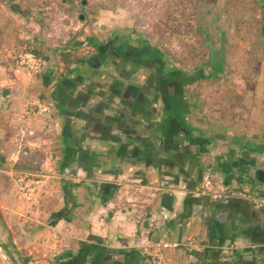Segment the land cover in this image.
Wrapping results in <instances>:
<instances>
[{"label":"crops","instance_id":"obj_1","mask_svg":"<svg viewBox=\"0 0 264 264\" xmlns=\"http://www.w3.org/2000/svg\"><path fill=\"white\" fill-rule=\"evenodd\" d=\"M126 51L119 41L80 37L46 57L41 76L15 74L0 87V208L24 216L28 255L37 264H264V183L256 180L264 89L238 112L209 109L194 92L202 78H168L166 64ZM33 102L51 112L25 120ZM28 151L41 164L27 174L41 186L36 207L16 210L21 201L5 174L18 172ZM207 178L212 193L228 195H193ZM64 185L78 206L69 221L49 226L65 206ZM191 239L238 250L224 258L215 248L169 246L156 258L142 249ZM81 243L94 248L84 253Z\"/></svg>","mask_w":264,"mask_h":264},{"label":"rangeland","instance_id":"obj_2","mask_svg":"<svg viewBox=\"0 0 264 264\" xmlns=\"http://www.w3.org/2000/svg\"><path fill=\"white\" fill-rule=\"evenodd\" d=\"M178 1L9 0L20 7L18 13L0 1V87L15 76L21 52L36 51L46 61L80 37L105 41L123 27L157 50L169 69L203 75L194 88L197 99H208L203 107L238 112L245 103L254 105L255 92L264 89V0H200L196 14L184 7L185 0L173 6ZM212 48H222L219 67L209 64ZM5 177L12 188L9 174ZM19 200L16 210L28 208ZM24 220L0 208V264H37L25 250Z\"/></svg>","mask_w":264,"mask_h":264},{"label":"built area","instance_id":"obj_3","mask_svg":"<svg viewBox=\"0 0 264 264\" xmlns=\"http://www.w3.org/2000/svg\"><path fill=\"white\" fill-rule=\"evenodd\" d=\"M48 66L47 61L42 59L40 56L31 51L21 52L15 58V74L24 76L28 79L36 78L41 76ZM51 106L44 104L42 102H33L26 107L25 111V120H32L37 118L39 115L49 114L51 112ZM30 135V134H29ZM27 136L26 130L22 127L17 133L16 142L21 143ZM10 178L12 179L14 189L17 195L28 204L29 208H32L33 204L37 200L38 192L41 186L40 179H37L35 175L21 173V172H11L9 173ZM213 182L211 179H205L202 186H197L193 195H211L214 198L226 197L228 195L225 191L212 193ZM177 248L179 246L188 248L192 251L200 252L206 248H215L218 249L222 257H228L235 253L238 250L236 245H231L228 247H214L207 244H204L195 240H188L184 244H173L169 245L163 242L150 243L147 242L142 246V249L152 255L153 257L158 258L162 249L167 247ZM257 246L252 245L251 248L255 249Z\"/></svg>","mask_w":264,"mask_h":264},{"label":"trees","instance_id":"obj_4","mask_svg":"<svg viewBox=\"0 0 264 264\" xmlns=\"http://www.w3.org/2000/svg\"><path fill=\"white\" fill-rule=\"evenodd\" d=\"M3 4H6L8 8L11 9V4L9 3V0H0ZM173 6H180L182 5V0H179L178 2H172ZM185 8L189 7L191 9L194 10V13L196 14L197 13V8H198V5L200 4V0H185ZM261 7L263 8V14H264V5L261 4ZM12 10V9H11ZM167 21L170 22L171 21V12H167ZM194 14V16L192 17H196ZM264 26V25H263ZM263 31H264V27H263ZM220 34V39H223V33H221V31L219 32ZM166 35H167V32H166ZM36 54H38V52L34 51ZM66 57L63 56L62 59H65ZM222 63V48L221 49H216V48H212L210 50V60H209V64L212 66V67H219ZM178 74L181 73V74H186L188 75L187 73H184V72H181V71H177ZM198 78H201V76H198L196 75ZM195 76L191 77V78H188L189 80H193ZM40 164H41V161L40 159L37 157L36 154L34 153H30L29 151L26 152V155L22 152L21 153V157L19 158V160L17 161V163L15 164V170L18 171V172H26V173H36V172H39V169H40ZM64 188V192H65V195H64V199H65V206L64 208H62L58 213L56 214H53L51 216V219L50 221L48 222V225L49 226H54L56 225V223L64 218L66 220H70L72 214H73V211L74 209L78 206V201L77 199L72 195V193L66 188V186L64 185L63 186ZM81 247V251L86 253L90 250H92L94 248V246L92 245H88L87 243H81L80 245ZM83 256L80 257V259L82 258Z\"/></svg>","mask_w":264,"mask_h":264},{"label":"flooded vegetation","instance_id":"obj_5","mask_svg":"<svg viewBox=\"0 0 264 264\" xmlns=\"http://www.w3.org/2000/svg\"><path fill=\"white\" fill-rule=\"evenodd\" d=\"M20 12V11H19ZM124 30L126 32H130V34L132 35V31H127L126 29H123V27L119 28L116 30L114 35L109 36V38H107L104 43L107 45H112L113 43L119 41L122 42L124 45L127 46L128 51H134V49L138 52V54L136 55L138 59H143V58H150L152 59L155 64L158 63L159 65L166 64V76H168V78H173V77H180L182 79H187L189 76L192 77L191 75H186V74H181L177 72V70H173V69H169L167 66V63H165L166 61L164 60V57L162 55H160L158 53L157 50L152 49L151 52H149V44L143 40L140 39L139 37H137L136 39L133 38H126V37H122L120 35V31ZM126 51V53L123 54L124 57H128L130 56V52ZM108 54V53H107ZM116 56L118 55L117 53H115ZM112 54H109V56H111ZM106 56V55H104ZM108 56V55H107ZM158 67L156 66V69ZM188 80V79H187Z\"/></svg>","mask_w":264,"mask_h":264},{"label":"water","instance_id":"obj_6","mask_svg":"<svg viewBox=\"0 0 264 264\" xmlns=\"http://www.w3.org/2000/svg\"><path fill=\"white\" fill-rule=\"evenodd\" d=\"M84 4H85V2H84ZM11 9L13 12H16V13H18L20 11V7L17 4L11 5ZM256 180L259 183H264V171L263 170L259 169L256 171Z\"/></svg>","mask_w":264,"mask_h":264}]
</instances>
